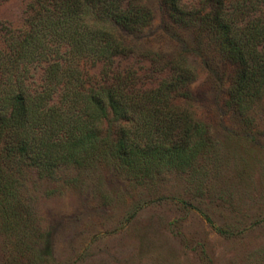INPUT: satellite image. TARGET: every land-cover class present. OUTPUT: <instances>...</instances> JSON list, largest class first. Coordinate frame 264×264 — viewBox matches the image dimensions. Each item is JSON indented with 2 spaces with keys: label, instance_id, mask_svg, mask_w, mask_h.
Returning a JSON list of instances; mask_svg holds the SVG:
<instances>
[{
  "label": "trees",
  "instance_id": "1",
  "mask_svg": "<svg viewBox=\"0 0 264 264\" xmlns=\"http://www.w3.org/2000/svg\"><path fill=\"white\" fill-rule=\"evenodd\" d=\"M155 8L167 49L137 41L153 19L148 0H29L21 29L1 26V215L12 216L27 169L49 179L109 161L135 183L191 171L214 143L192 107L204 88H190V60L205 86L218 84L225 112L252 124L264 106V0ZM80 61L102 63L98 77H84ZM145 61L140 75L132 65Z\"/></svg>",
  "mask_w": 264,
  "mask_h": 264
},
{
  "label": "rangeland",
  "instance_id": "2",
  "mask_svg": "<svg viewBox=\"0 0 264 264\" xmlns=\"http://www.w3.org/2000/svg\"><path fill=\"white\" fill-rule=\"evenodd\" d=\"M148 1L153 19L137 41L167 49L155 0ZM28 2L0 3V46L1 26L21 29ZM190 62V88H204L192 107L212 134L210 152L191 171L144 183L109 161L49 179L20 171L13 214H0V264H264V106L240 125L221 106L218 84L205 86L201 64ZM147 65L132 66L141 75ZM78 67L94 79L102 63Z\"/></svg>",
  "mask_w": 264,
  "mask_h": 264
}]
</instances>
